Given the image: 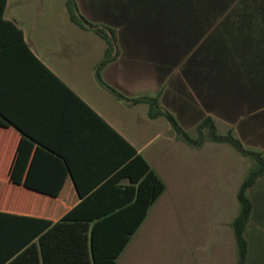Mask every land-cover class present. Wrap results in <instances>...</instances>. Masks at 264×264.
I'll use <instances>...</instances> for the list:
<instances>
[{"label": "crops", "instance_id": "1", "mask_svg": "<svg viewBox=\"0 0 264 264\" xmlns=\"http://www.w3.org/2000/svg\"><path fill=\"white\" fill-rule=\"evenodd\" d=\"M6 1L0 17V264H96L90 238L78 236V227H94L102 214H118L110 218L114 225L132 227L150 193L149 165L165 190L117 259L142 264L138 233L170 191L177 145L189 158L201 155L209 141L214 148L226 142L206 139L193 146L164 116L151 118L148 103L131 100L157 96L185 129L194 117L197 128L205 116L215 121L218 116L204 104L199 116L189 101L177 107L170 74L154 66L143 46L118 41L139 35L132 24L138 15L125 14L127 0L116 3L122 18L131 21L125 28L95 13L98 0H77L79 13L90 22L115 31L117 51L100 69L106 41L71 20L67 0ZM98 73L127 99L102 85ZM200 85L203 100H217L206 95L203 81ZM236 107L226 110L224 119L235 134ZM260 121L251 118L244 127L264 140ZM250 149L264 153V148ZM70 214L74 217L65 221Z\"/></svg>", "mask_w": 264, "mask_h": 264}, {"label": "rangeland", "instance_id": "2", "mask_svg": "<svg viewBox=\"0 0 264 264\" xmlns=\"http://www.w3.org/2000/svg\"><path fill=\"white\" fill-rule=\"evenodd\" d=\"M117 1L98 0L95 13L125 28L131 21L122 18ZM263 8L264 0H127L125 14L138 15L132 24L139 35L118 41L143 46L154 66L170 74L177 107L189 101L199 116L204 104L218 116L224 134L231 127L225 111L237 106L236 134L247 147L264 148L262 137L244 127L251 118L264 120ZM201 81L206 95L217 100L202 99ZM198 119L186 122L195 137ZM206 144L202 156L189 158L177 145L170 191L138 233L142 264H238L233 220L240 209L238 191L254 160L228 143ZM248 195L254 206L246 231L248 264H264V176Z\"/></svg>", "mask_w": 264, "mask_h": 264}, {"label": "trees", "instance_id": "3", "mask_svg": "<svg viewBox=\"0 0 264 264\" xmlns=\"http://www.w3.org/2000/svg\"><path fill=\"white\" fill-rule=\"evenodd\" d=\"M6 0H0V17L3 16ZM66 7L69 12L71 20L82 28L93 29L105 39L107 47L105 50V59L99 64L100 69L104 64L114 58L112 56L114 45L112 39L116 42L115 31L110 26L98 27L94 23L90 22L84 15L79 13L77 0H67ZM264 10V8L262 9ZM89 25V26H87ZM110 31L112 38L109 36L107 31ZM99 81L102 85L107 86L111 89L118 97L125 98L121 93L105 84L100 74H97ZM134 103L145 102L149 105V116L151 118H157L164 116L171 126L176 131L177 135L187 143L193 146H200L206 139H211L218 142H226L236 148L242 155L252 157L254 163L250 168L247 176L244 178L240 189L238 191V200L240 203V209L233 220V229L235 239L238 247V264H248L249 256V240L246 236V231L251 220L253 212V201L248 195V190L257 183L258 179L264 176V153L259 150L250 149L245 147L242 140L234 133L233 130H229L227 133L222 134L218 131L217 123L213 116H205L197 125V136H192L180 123L176 115L170 110L163 108L160 104L157 96H142L139 98L132 99ZM148 167V177L150 180L149 195L144 199L143 210L138 213V219L135 221L130 228H119L114 225L110 218L118 216V214H102L94 219H98L94 227L90 228V223L80 224L77 230V234L86 240L90 238L92 250L96 257V264H118V257L123 251L125 246L130 240L131 235L136 231L140 223L145 219L147 210L151 204H153L157 198L165 190V183L159 178L154 170ZM108 215V216H105ZM74 217V214H70L65 218V221L70 220V217ZM82 216V214H81ZM91 220H86L89 222ZM109 222V223H108ZM64 231H70V228H65Z\"/></svg>", "mask_w": 264, "mask_h": 264}, {"label": "water", "instance_id": "4", "mask_svg": "<svg viewBox=\"0 0 264 264\" xmlns=\"http://www.w3.org/2000/svg\"><path fill=\"white\" fill-rule=\"evenodd\" d=\"M87 26H89V25H87ZM98 27H104V26H98ZM93 29H95V27H93ZM107 32H108L109 36L112 38L111 32L109 30ZM112 42H113V45H114V53H115L117 51V45H116L115 40L112 39Z\"/></svg>", "mask_w": 264, "mask_h": 264}]
</instances>
